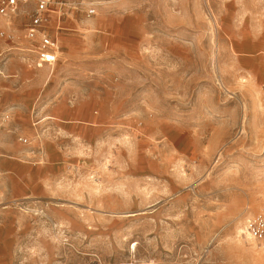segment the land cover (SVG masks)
I'll return each mask as SVG.
<instances>
[{"label": "rangeland", "instance_id": "374dc122", "mask_svg": "<svg viewBox=\"0 0 264 264\" xmlns=\"http://www.w3.org/2000/svg\"><path fill=\"white\" fill-rule=\"evenodd\" d=\"M56 1L47 82L0 16V264H264V0Z\"/></svg>", "mask_w": 264, "mask_h": 264}, {"label": "built area", "instance_id": "2783aa9c", "mask_svg": "<svg viewBox=\"0 0 264 264\" xmlns=\"http://www.w3.org/2000/svg\"><path fill=\"white\" fill-rule=\"evenodd\" d=\"M29 3H32L33 9L30 13L29 22L24 26L23 39L29 43V48L26 49L30 51L28 53L35 55L36 68L43 66L52 68L58 60L59 39L58 35L51 34L50 30L52 26H55V29L61 27L66 4L56 0H0V16L11 19L18 14L21 10L20 7ZM94 14L93 9L87 11V17ZM0 36L11 42L10 35L1 33ZM243 235L255 242L264 240V202L259 205L257 212L246 221Z\"/></svg>", "mask_w": 264, "mask_h": 264}, {"label": "crops", "instance_id": "0c3cea01", "mask_svg": "<svg viewBox=\"0 0 264 264\" xmlns=\"http://www.w3.org/2000/svg\"><path fill=\"white\" fill-rule=\"evenodd\" d=\"M60 36H58V39L60 40V38H59ZM22 52H24V49L23 50H21ZM60 55H62V54H60V52L58 53V55H57V57H58V59H59V56ZM55 66V65H54ZM48 67V66H46V67H42L41 69H39V71L35 74L36 75V77H38L39 79H42V78H44L45 79V81L47 82V80H46V75H42L43 74V72L45 71V70H50L51 72H53L54 73V71L53 70H55V69H53V68H55V67ZM38 69V68H37ZM42 70H44V71H42ZM52 73V74H53ZM50 75L48 76V81H49V79H50ZM12 152V157H9L10 159H8L9 161L8 162H6V166L8 167L7 168V170H4V169H2L1 170V172H3V173H6V174H8V175H12L14 178H19V177H17L16 176V172H15V170L17 169V167H19L20 166V163H18V162H22V161H20L18 158H16L15 156H14V154H17V153H20V154H25L24 153V151L23 152H21V151H19V150H17V148H13V150L11 151ZM27 162H24V163H22V164H26ZM11 176V177H12Z\"/></svg>", "mask_w": 264, "mask_h": 264}, {"label": "bare ground", "instance_id": "6f19581e", "mask_svg": "<svg viewBox=\"0 0 264 264\" xmlns=\"http://www.w3.org/2000/svg\"><path fill=\"white\" fill-rule=\"evenodd\" d=\"M24 52H30V51H28L27 49H24ZM59 53V52H58ZM58 55V54H57ZM36 67V66H35ZM38 69H40V68H38ZM54 71V70H53ZM53 73V72H52ZM49 74V73H48ZM52 120V119H51ZM245 225H246V221H245V223L244 224H242L241 226L239 225V226H237V228H236V236H235V239H236V242H240L238 239H240L241 238V235L242 234H244V232H245ZM247 237V241H250V239H249V237L248 236H246ZM135 245L136 244H134L132 247H131V250H132V248H135ZM130 247V246H129ZM133 251V250H132ZM134 253H135V250H134ZM133 259V258H132Z\"/></svg>", "mask_w": 264, "mask_h": 264}]
</instances>
